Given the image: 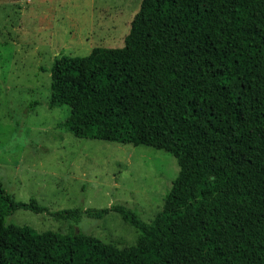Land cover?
Wrapping results in <instances>:
<instances>
[{"label": "trees", "instance_id": "trees-1", "mask_svg": "<svg viewBox=\"0 0 264 264\" xmlns=\"http://www.w3.org/2000/svg\"><path fill=\"white\" fill-rule=\"evenodd\" d=\"M50 77L59 129L165 151L179 174L151 223L123 205L49 212L0 182V264H264V0H143L123 47L58 56ZM18 210L115 212L136 244L8 225Z\"/></svg>", "mask_w": 264, "mask_h": 264}, {"label": "rangeland", "instance_id": "rangeland-1", "mask_svg": "<svg viewBox=\"0 0 264 264\" xmlns=\"http://www.w3.org/2000/svg\"><path fill=\"white\" fill-rule=\"evenodd\" d=\"M143 0H0V182L17 202L49 212L123 205L151 223L179 174L169 153L146 146L79 139L50 110V69L58 56L120 48ZM40 102L34 111L29 105ZM8 225L75 231L125 248L134 228L115 212L78 224L18 210Z\"/></svg>", "mask_w": 264, "mask_h": 264}]
</instances>
